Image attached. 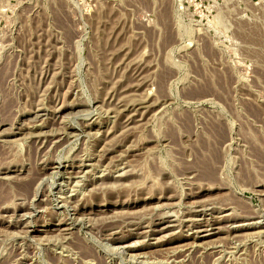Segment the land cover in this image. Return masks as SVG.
Segmentation results:
<instances>
[{
    "label": "rangeland",
    "instance_id": "rangeland-1",
    "mask_svg": "<svg viewBox=\"0 0 264 264\" xmlns=\"http://www.w3.org/2000/svg\"><path fill=\"white\" fill-rule=\"evenodd\" d=\"M0 264H264V0H0Z\"/></svg>",
    "mask_w": 264,
    "mask_h": 264
},
{
    "label": "bare ground",
    "instance_id": "bare-ground-1",
    "mask_svg": "<svg viewBox=\"0 0 264 264\" xmlns=\"http://www.w3.org/2000/svg\"><path fill=\"white\" fill-rule=\"evenodd\" d=\"M116 171V170H115ZM168 227V226H167ZM184 227V226H183ZM166 228V227H165ZM204 230V229H203ZM200 232V231H199ZM162 233V232H161ZM201 234L203 235V234H205L204 235V237H210V236H212V235H214L215 233H211L210 232V230L208 231V230H204V231H202L201 232ZM216 235V234H215ZM195 245H196V243H195ZM90 261V260H89Z\"/></svg>",
    "mask_w": 264,
    "mask_h": 264
}]
</instances>
